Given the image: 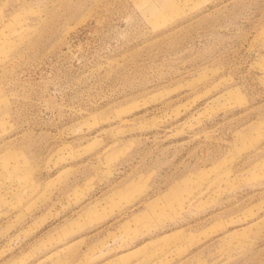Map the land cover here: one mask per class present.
I'll return each instance as SVG.
<instances>
[{
    "label": "rangeland",
    "instance_id": "1",
    "mask_svg": "<svg viewBox=\"0 0 264 264\" xmlns=\"http://www.w3.org/2000/svg\"><path fill=\"white\" fill-rule=\"evenodd\" d=\"M0 264H264V0H0Z\"/></svg>",
    "mask_w": 264,
    "mask_h": 264
}]
</instances>
